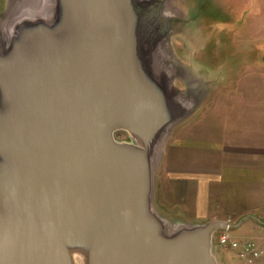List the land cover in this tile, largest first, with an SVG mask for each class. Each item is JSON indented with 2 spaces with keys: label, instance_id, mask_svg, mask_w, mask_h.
I'll list each match as a JSON object with an SVG mask.
<instances>
[{
  "label": "water",
  "instance_id": "1",
  "mask_svg": "<svg viewBox=\"0 0 264 264\" xmlns=\"http://www.w3.org/2000/svg\"><path fill=\"white\" fill-rule=\"evenodd\" d=\"M158 1L40 0L1 21L0 264H217L226 221L154 206L167 133L199 106L151 47Z\"/></svg>",
  "mask_w": 264,
  "mask_h": 264
},
{
  "label": "rangeland",
  "instance_id": "2",
  "mask_svg": "<svg viewBox=\"0 0 264 264\" xmlns=\"http://www.w3.org/2000/svg\"><path fill=\"white\" fill-rule=\"evenodd\" d=\"M167 1L166 13L172 19L181 22L175 26L172 37L166 42L168 48L165 50L172 52L166 54L167 61L169 66H176L178 73L182 74L179 77L177 73L178 80H175L182 95L185 97L187 94H194L199 106L189 118L182 119L167 133L163 148L164 153L167 149L175 160L188 161L189 153L183 151L181 147L178 148L174 140L179 138L181 131H183L181 135L188 133L198 144L201 143L202 137H207L209 133L219 136L217 107L215 99L212 98L214 96H228L229 99L225 104L230 108L238 106L240 97L243 96L245 104H248L245 106L255 112L258 129L262 128L261 123H264V0H192V13L179 10V7L184 5L183 0ZM202 25L205 28V34L209 37L201 50L202 39L199 33H201ZM208 84L212 89L211 95L202 106L201 100L208 92ZM233 96L239 102H232ZM188 120L189 130L185 128ZM115 138L118 141H127L126 135L121 131L115 133ZM210 150L204 149V151ZM230 219L232 223L227 233L231 238L257 240L261 236L263 240L261 239L260 243L264 247V221L259 220L257 215L250 214L248 217L243 216L239 219L231 216ZM252 221L261 227L259 231L246 230V226ZM219 233L220 231L216 232L215 241ZM215 241L213 254L217 264L218 261L219 264H245L236 256L233 249L221 248Z\"/></svg>",
  "mask_w": 264,
  "mask_h": 264
},
{
  "label": "crops",
  "instance_id": "3",
  "mask_svg": "<svg viewBox=\"0 0 264 264\" xmlns=\"http://www.w3.org/2000/svg\"><path fill=\"white\" fill-rule=\"evenodd\" d=\"M39 1L0 0V23L16 15L22 7ZM191 1L183 0L185 6L181 5L179 10L192 13ZM200 30L202 50L209 36L203 25ZM209 86L201 100L202 106L210 98ZM212 98L217 107L219 136L209 133L198 144L188 133L181 135V131L174 142L189 153L188 161L175 160L163 149L155 174L154 206L170 224H203L216 220L232 223L231 216L239 219L250 214L264 221V123L258 129L255 112L245 106L248 104L243 96L234 108L225 104L229 99L226 95ZM231 99L239 102L235 96ZM188 124L189 120L185 124L187 130ZM260 229L254 221L246 226V230ZM261 239L260 236L257 240Z\"/></svg>",
  "mask_w": 264,
  "mask_h": 264
},
{
  "label": "flooded vegetation",
  "instance_id": "4",
  "mask_svg": "<svg viewBox=\"0 0 264 264\" xmlns=\"http://www.w3.org/2000/svg\"><path fill=\"white\" fill-rule=\"evenodd\" d=\"M166 3H167V0H159L153 9L154 10V25L150 27L152 34L149 38L153 51L154 50L156 52L158 51V53H156V54H159V57H157V59L159 58V61H160V59L162 58L165 63L167 62L166 54H168V52L172 53L170 50L169 51L165 50L168 48L166 42L168 41V39L172 37L173 31L175 30V26L181 23L180 21L176 19H172V17H169V14H167L164 11ZM175 67L176 66L171 67V70L174 75V80H178L177 75H176L178 71H177V68ZM181 75L182 74L180 73L178 76L181 77ZM123 133L126 135L127 141H131L129 136L125 132Z\"/></svg>",
  "mask_w": 264,
  "mask_h": 264
},
{
  "label": "built area",
  "instance_id": "5",
  "mask_svg": "<svg viewBox=\"0 0 264 264\" xmlns=\"http://www.w3.org/2000/svg\"><path fill=\"white\" fill-rule=\"evenodd\" d=\"M231 226V222H227V228L220 231L215 241V235L213 237L214 241L221 248L233 249L236 256L242 260L245 264H264V247L261 245V241L254 240L251 238L246 239H235L231 238L227 231Z\"/></svg>",
  "mask_w": 264,
  "mask_h": 264
},
{
  "label": "bare ground",
  "instance_id": "6",
  "mask_svg": "<svg viewBox=\"0 0 264 264\" xmlns=\"http://www.w3.org/2000/svg\"><path fill=\"white\" fill-rule=\"evenodd\" d=\"M74 264H84V259L80 254L73 255Z\"/></svg>",
  "mask_w": 264,
  "mask_h": 264
}]
</instances>
